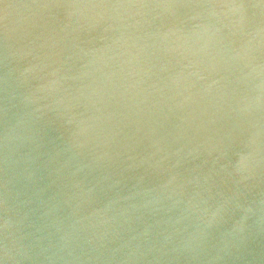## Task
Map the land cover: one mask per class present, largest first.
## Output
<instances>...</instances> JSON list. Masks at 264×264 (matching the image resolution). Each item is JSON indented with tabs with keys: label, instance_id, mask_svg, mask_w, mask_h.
<instances>
[{
	"label": "water",
	"instance_id": "obj_1",
	"mask_svg": "<svg viewBox=\"0 0 264 264\" xmlns=\"http://www.w3.org/2000/svg\"><path fill=\"white\" fill-rule=\"evenodd\" d=\"M0 264H264V0H0Z\"/></svg>",
	"mask_w": 264,
	"mask_h": 264
}]
</instances>
